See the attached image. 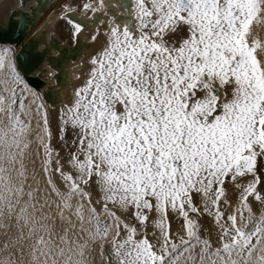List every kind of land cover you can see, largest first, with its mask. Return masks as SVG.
<instances>
[{"label":"snow or ice","instance_id":"1","mask_svg":"<svg viewBox=\"0 0 264 264\" xmlns=\"http://www.w3.org/2000/svg\"><path fill=\"white\" fill-rule=\"evenodd\" d=\"M61 9L74 44L92 25L93 43L105 37L60 110L61 142L71 129L67 159L51 145L47 113L13 47L0 44V230L8 237L0 254L11 252L0 264L22 258V250L13 256L24 226L29 237H49L36 240L29 264H88L92 245L102 264H264V211L253 210V202L264 208V0H69ZM34 104L41 171L69 226L65 247L53 243L45 212L55 201L40 203L39 187L25 193ZM202 217L212 220L215 246L201 236ZM172 218L182 221L176 233ZM77 225L83 243L67 238Z\"/></svg>","mask_w":264,"mask_h":264},{"label":"water","instance_id":"2","mask_svg":"<svg viewBox=\"0 0 264 264\" xmlns=\"http://www.w3.org/2000/svg\"><path fill=\"white\" fill-rule=\"evenodd\" d=\"M65 2L69 0H43L45 7L37 12L41 0H0V44L13 47L18 57V70L34 88L39 103L44 106L52 133L51 145L60 153L62 160L68 156L69 147H65V142L71 139V129L65 136V142H61L60 110L71 102L74 91L82 85L85 73L89 70L88 60L105 41L103 35L95 43L91 41L96 27L92 25L89 30L81 33L78 43L74 44L70 27L60 19L61 5ZM70 2L79 4L81 0ZM113 2L114 0H105L110 7ZM81 15V8L77 7L75 16ZM99 18L105 22L109 19L108 16ZM106 26L105 23L101 27V33ZM78 65L79 71H75ZM53 72L57 73L55 77L52 75ZM53 180L59 184L55 175ZM97 199L98 196L93 191L94 204ZM263 209L258 203L253 202V210L257 215ZM116 211L121 214L119 210ZM153 219L154 214L149 218L150 238L154 231ZM200 220L201 236L212 240L215 229L211 218L202 217ZM181 223V220L172 218L173 233L180 230Z\"/></svg>","mask_w":264,"mask_h":264},{"label":"bare ground","instance_id":"3","mask_svg":"<svg viewBox=\"0 0 264 264\" xmlns=\"http://www.w3.org/2000/svg\"><path fill=\"white\" fill-rule=\"evenodd\" d=\"M262 36H264V31H261L260 33ZM32 98L29 97L28 100L25 101V103H28ZM39 103V101H38ZM36 105H32V111H33V116H32V128L29 133L30 141H32V158H33V166H32V175L33 172L35 171V176L33 175L32 182L31 183H25V193L28 191L35 189L36 187H39V191L36 192V196L39 199L40 203L44 202V199L47 198L49 201H55V203L52 204L51 209L45 208V212L49 213L53 220L55 221L54 228H53V236H52V241L53 243L58 246V247H65V245L60 243V236L64 235V230L68 228V224L66 221H61L59 219V216L57 215V210H56V203H59L57 198L55 197L54 194L51 193V189L48 188L43 173L41 171V166H40V160L43 157V149L42 147L36 142V137L40 133L41 129L37 127V120L40 119L39 116L36 115L35 112ZM37 148H40V157L36 156V150ZM16 176L13 177V180H15ZM37 181H39V185H37ZM30 182V181H29ZM29 185H31V188H29ZM28 197L25 195L23 198V201H26ZM23 201H21V204H23ZM264 211V209L262 210ZM261 212V211H260ZM258 213V215L260 214ZM69 214L65 212V216H68ZM72 221L76 223L75 217H71ZM47 223L51 224L52 221H48ZM13 224H15V221L13 220ZM13 230H18L16 227H13L11 230H9V233ZM2 232V230H0ZM23 232L28 233L29 228L27 226L23 227ZM36 233H34L32 236H34ZM19 235V231H13L12 233V240H16L17 236ZM37 237L33 238V241H27V245L23 244L22 246L18 247L16 245L14 251L17 253V256H13V259H17L20 251H23V256L22 258L18 259V264H28L29 261L31 260V251H32V246L35 244L36 240L39 239L41 235H44L42 231H37ZM216 233H214V237L211 240L213 245L215 246L217 243V238L215 239ZM5 237V236H4ZM45 240H48L49 237L47 235H44ZM68 240L69 241H74L79 239L81 243H83V240L86 239V235L82 234L79 230V226L71 231L68 232ZM8 237H5L4 241L7 240ZM4 242H1L0 244H3ZM104 254L107 256L108 255V250H107V245H105V252ZM11 255V252H7L4 256L0 255V260L4 259L6 256ZM86 258L88 260V264H102L101 258H100V247L99 245H92L89 250L86 253ZM109 264H114L111 259L109 260Z\"/></svg>","mask_w":264,"mask_h":264},{"label":"rangeland","instance_id":"4","mask_svg":"<svg viewBox=\"0 0 264 264\" xmlns=\"http://www.w3.org/2000/svg\"><path fill=\"white\" fill-rule=\"evenodd\" d=\"M28 140H30V137H29V135H28ZM24 165H25V168H26V174H27V180H26V182L25 183H31L32 182V178H33V175H32V166H33V158H32V146L28 149V151H27V153H26V155H25V157H24ZM17 167H19V165H17ZM12 177H14V176H16V178H15V180H14V182L16 181V179H17V174H16V172H13L12 174ZM30 181V182H29ZM13 231H18V230H13ZM13 231H11V233H8V236L9 237H11V238H13L12 237V233H13ZM24 236H25V238L23 239V240H21L20 242H19V244H17V246L18 247H20V246H22L23 244H25V245H27V241H33V238H35V237H37L38 235H37V232H36V234L34 235V236H31V237H29L28 236V233H24ZM6 237V236H5ZM5 237H4V235L2 234V232H0V243L1 242H4V239H5ZM217 237L215 236V239H216ZM217 241V240H216ZM3 246V244H0V247H2ZM6 253H3V254H0V255H2V256H4ZM1 258H3V257H1ZM0 258V259H1ZM29 264V263H28Z\"/></svg>","mask_w":264,"mask_h":264}]
</instances>
